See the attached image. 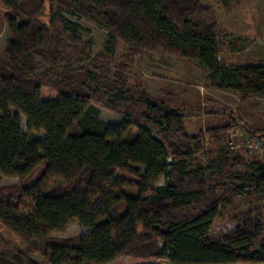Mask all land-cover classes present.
I'll use <instances>...</instances> for the list:
<instances>
[{
	"label": "trees",
	"instance_id": "trees-1",
	"mask_svg": "<svg viewBox=\"0 0 264 264\" xmlns=\"http://www.w3.org/2000/svg\"><path fill=\"white\" fill-rule=\"evenodd\" d=\"M45 3L48 25L38 17ZM4 4L11 38L7 61L0 59L2 226L52 264H108L119 255L165 258L172 264L264 263L263 223L244 218L248 213L234 206L249 192L264 189V163L220 150L214 160L191 166L204 142V132L189 135L183 129L181 112L193 108L153 99L138 76L128 75L133 56L160 51L196 60L206 80L239 94L240 101L264 98V63L228 66L219 59L212 7L199 0ZM66 14L84 17L126 44L125 62H116L114 53H99L82 65L89 46L77 37L68 39V26L77 24ZM39 63L48 68L39 72ZM98 104L120 120H101ZM19 113L26 117V132ZM230 120L239 123L231 114ZM230 124L207 132L217 134ZM243 127L247 135L263 137L264 130ZM249 165L253 173L240 175L239 169ZM47 174L62 182L44 185ZM161 176L164 184L158 183ZM4 177H17L18 183L2 185ZM129 186L140 191L136 200L108 202L114 190ZM227 213L242 221V230L226 241L210 236ZM71 222L88 231L52 236ZM0 264L36 263L0 237Z\"/></svg>",
	"mask_w": 264,
	"mask_h": 264
},
{
	"label": "rangeland",
	"instance_id": "rangeland-1",
	"mask_svg": "<svg viewBox=\"0 0 264 264\" xmlns=\"http://www.w3.org/2000/svg\"><path fill=\"white\" fill-rule=\"evenodd\" d=\"M200 4L213 8L217 16L219 32V59L225 65H249L264 63V0H199ZM9 11L6 9L4 0H0V59L7 61L4 53L11 38L10 24L6 20ZM66 19L77 24V27L68 26L66 35L69 40L77 37L83 44L89 46V57L82 63L87 65L92 57L99 53H114L116 62H125L124 55L128 53V47L121 40H112L108 37L106 30L96 23L84 17L64 15ZM38 17L44 24H49V4L45 3ZM129 65L128 75L137 77L143 83L145 93L153 99L169 102V105L187 106V111L181 112L183 126L189 135L204 132L203 148L196 152L190 160V165L197 163L206 164L215 159V153L220 150L229 151L231 154L240 152L248 163L257 158L264 163V153L247 151L244 147L231 149L230 140L239 135L247 137L244 127L259 131L264 130V98L250 97L240 101V95L227 92L214 87L206 80V72L203 66L194 60L164 54L160 51L146 50L141 54L133 56ZM47 65L39 63V72L46 70ZM45 98V96H43ZM99 117L101 120L115 123L120 117L117 113L108 110L98 104ZM227 110V111H225ZM13 113L18 112L12 108ZM230 112V113H228ZM230 114L237 118V124H230ZM22 121V129L26 132V117L19 113ZM229 128L212 135L207 131L216 127ZM42 138L43 131L39 132ZM249 136V135H248ZM252 166L239 169V174L253 173ZM119 175H126L119 171ZM159 184H164V176L158 178ZM62 182L60 179L47 174L43 180L44 185L53 186ZM17 177H4L2 185L17 184ZM140 192L135 186L116 189L111 193L108 202L123 199L134 201ZM142 192V190H141ZM118 210L123 212L124 203L118 205ZM234 206L242 212H247L244 218L258 219L264 225V189L259 188L235 201ZM242 221L234 220L232 213L224 216L223 222L218 226H212L209 230L210 236L223 241L231 240L238 231L242 230ZM88 230L82 228L77 222H71L62 232L53 233L57 238H69L85 233ZM143 239L148 235L138 232ZM0 237L13 249L20 250L36 264H52L41 253L28 250L25 242L7 227L0 224ZM163 243L160 242L159 245ZM108 264H172L165 258L133 257L119 255ZM229 264H264V263H229Z\"/></svg>",
	"mask_w": 264,
	"mask_h": 264
},
{
	"label": "built area",
	"instance_id": "built-area-1",
	"mask_svg": "<svg viewBox=\"0 0 264 264\" xmlns=\"http://www.w3.org/2000/svg\"><path fill=\"white\" fill-rule=\"evenodd\" d=\"M247 137H244L242 135L237 136L236 138H233L229 141L231 144L230 148L235 149L238 147H244L247 151L251 152H262L264 153V138L262 136L252 137L245 135Z\"/></svg>",
	"mask_w": 264,
	"mask_h": 264
},
{
	"label": "water",
	"instance_id": "water-1",
	"mask_svg": "<svg viewBox=\"0 0 264 264\" xmlns=\"http://www.w3.org/2000/svg\"><path fill=\"white\" fill-rule=\"evenodd\" d=\"M263 138H264V134H263Z\"/></svg>",
	"mask_w": 264,
	"mask_h": 264
}]
</instances>
